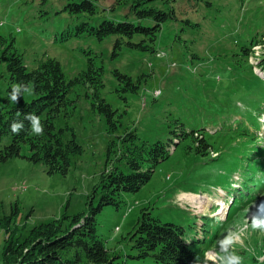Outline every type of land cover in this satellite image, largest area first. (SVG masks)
I'll return each instance as SVG.
<instances>
[{
    "label": "rangeland",
    "instance_id": "1",
    "mask_svg": "<svg viewBox=\"0 0 264 264\" xmlns=\"http://www.w3.org/2000/svg\"><path fill=\"white\" fill-rule=\"evenodd\" d=\"M64 6V0H0V35L14 42L30 70L55 58L71 80L92 58L103 65L101 95L122 116L120 134L129 128L151 143L169 142L184 124L189 131L201 128L198 133H206L212 144L201 156L187 154L190 140L182 141L148 184L124 195L121 208L105 207L97 219L107 247L130 252L123 239L149 208L162 222L183 226L192 239L204 237L207 225L205 258L212 264H255L254 258L264 264V0H201L197 6L177 0L178 20L163 26L157 53L124 48L118 56L114 36L62 40L75 26ZM8 62L0 52V106L10 85ZM115 70L134 80L145 75L140 92H118ZM35 97L33 87L23 94L27 102ZM71 99L76 100L71 115L56 122L74 129L84 152L67 174L50 175L44 163L23 157L0 159V264L11 233L26 236L65 213L91 212V202L99 204L95 187L111 164L108 151L116 138L105 115L93 107L90 90L79 86ZM11 141L5 136L0 150ZM23 154H30L28 145ZM219 189L229 201L223 214L215 205L222 200ZM187 194L208 198L203 211Z\"/></svg>",
    "mask_w": 264,
    "mask_h": 264
},
{
    "label": "trees",
    "instance_id": "2",
    "mask_svg": "<svg viewBox=\"0 0 264 264\" xmlns=\"http://www.w3.org/2000/svg\"><path fill=\"white\" fill-rule=\"evenodd\" d=\"M188 1L197 6L201 0ZM64 2V11L74 19L75 26L64 33L62 40L86 35L104 41L114 36V56L124 48L157 53L163 26L171 19L178 20L177 0ZM242 51L247 55L246 47ZM0 52L9 61L10 74L8 95L0 106V145L5 136L12 139L0 150L2 162L23 157L44 163L50 175L67 174L73 159L82 155L84 149L77 141L74 129L58 127L56 121L62 114L71 115L70 108L76 107V100L71 99V95L79 86L92 92L93 107L105 115L109 131L116 138L108 151V163L111 164L107 165L95 187V192L100 194L99 204L95 207L91 202V212L75 216L65 213L58 219L34 227L26 236L15 237L11 233L6 239L3 264H212L205 258V244L210 234L207 225L204 237L192 239L183 226L162 222L152 215L149 208H145L134 230L123 239L129 244L130 252L120 253L107 247L99 234L97 219L105 207L121 208L125 203L124 195L137 193L148 184L155 168L168 159L172 148L182 141L190 140L186 146L187 154H208L212 144L206 133H198L201 128L189 131L180 124V131L173 132L174 137L169 142L154 143L140 138L135 129L127 128L120 134L122 116L118 117V111L101 95L105 87L104 67L98 65L94 58L89 60L86 71L69 80L55 58L41 60L30 70L14 42L1 35ZM114 75L119 82L118 92H140L145 75L136 80L120 70H115ZM30 87L34 88L36 97L27 102L23 94ZM121 98L126 100L124 96ZM224 118V123L229 122ZM34 121L39 122L40 134L33 132ZM13 126H17L15 132ZM24 145L29 147L28 156L23 154ZM2 224L0 219V228ZM253 261L258 264L257 259Z\"/></svg>",
    "mask_w": 264,
    "mask_h": 264
},
{
    "label": "bare ground",
    "instance_id": "3",
    "mask_svg": "<svg viewBox=\"0 0 264 264\" xmlns=\"http://www.w3.org/2000/svg\"><path fill=\"white\" fill-rule=\"evenodd\" d=\"M186 198L189 199L194 204L199 203V206H200V209H201L200 212L203 211L204 201H206L208 199L206 197L205 198L204 197H201L199 194H187L186 195ZM218 201H220L219 204H222L223 205V207H222V205H219L220 206V209L223 210L222 211V214H223L224 213V210L226 209L225 202L223 200H218Z\"/></svg>",
    "mask_w": 264,
    "mask_h": 264
},
{
    "label": "clouds",
    "instance_id": "4",
    "mask_svg": "<svg viewBox=\"0 0 264 264\" xmlns=\"http://www.w3.org/2000/svg\"><path fill=\"white\" fill-rule=\"evenodd\" d=\"M38 121H34L33 123V132L35 134H40L41 132V129L37 126L38 125ZM17 130V126H13V132H15ZM261 229H264V228H261Z\"/></svg>",
    "mask_w": 264,
    "mask_h": 264
},
{
    "label": "built area",
    "instance_id": "5",
    "mask_svg": "<svg viewBox=\"0 0 264 264\" xmlns=\"http://www.w3.org/2000/svg\"><path fill=\"white\" fill-rule=\"evenodd\" d=\"M119 230V228H117V231Z\"/></svg>",
    "mask_w": 264,
    "mask_h": 264
}]
</instances>
